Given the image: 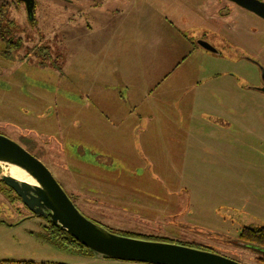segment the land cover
Segmentation results:
<instances>
[{
  "label": "rangeland",
  "instance_id": "1",
  "mask_svg": "<svg viewBox=\"0 0 264 264\" xmlns=\"http://www.w3.org/2000/svg\"><path fill=\"white\" fill-rule=\"evenodd\" d=\"M2 2L24 45L6 58L0 39V133L106 228L262 264L238 241L264 224V19L229 0H35L31 19ZM10 169L0 264H152L47 241Z\"/></svg>",
  "mask_w": 264,
  "mask_h": 264
},
{
  "label": "water",
  "instance_id": "2",
  "mask_svg": "<svg viewBox=\"0 0 264 264\" xmlns=\"http://www.w3.org/2000/svg\"><path fill=\"white\" fill-rule=\"evenodd\" d=\"M24 3L29 19L33 17L35 0ZM264 19L261 0H229ZM203 48L215 51L206 41ZM264 92V87L260 88ZM0 163L15 166L32 182L3 172L1 180L10 187L35 216L47 218L94 254L121 260L152 264H242L219 253L185 244L122 235L85 216L73 203L46 165L22 145L0 133Z\"/></svg>",
  "mask_w": 264,
  "mask_h": 264
},
{
  "label": "trees",
  "instance_id": "3",
  "mask_svg": "<svg viewBox=\"0 0 264 264\" xmlns=\"http://www.w3.org/2000/svg\"><path fill=\"white\" fill-rule=\"evenodd\" d=\"M8 4L0 3V39L5 42V47L2 50V54L6 58H12L13 53L21 49L24 45L23 39L17 36L18 30L16 29L14 22L8 16ZM36 49V55L43 59L49 57V47L48 46H38ZM60 69V67H58ZM47 220L45 238L47 241L54 243L58 246H63L67 249H71L76 252H91L85 246L77 242L71 235H69L65 230L61 229L58 225H53ZM108 229V228H107ZM115 232L111 229H108ZM240 232V237L247 239L250 242L256 243L264 247V226L260 227L256 231H250L248 234ZM117 233V232H116ZM121 234V233H119ZM124 235V234H122ZM159 240L166 241L164 238H158ZM189 245V244H185ZM193 246V245H189ZM202 249H208L207 247L193 246ZM23 264H63V263H46V262H34L26 261Z\"/></svg>",
  "mask_w": 264,
  "mask_h": 264
},
{
  "label": "flooded vegetation",
  "instance_id": "4",
  "mask_svg": "<svg viewBox=\"0 0 264 264\" xmlns=\"http://www.w3.org/2000/svg\"><path fill=\"white\" fill-rule=\"evenodd\" d=\"M264 224H261V225H255V226H252V225H245L241 228V231H245L243 233H249L250 231H256L258 230L260 227H263ZM238 243L244 247H247L249 250L253 251V252H258L260 255H259V258L261 259V262L262 264H264V247L261 246V245H258L256 243H253V242H250L248 241L247 239H242L240 241H238ZM237 261V260H236ZM239 262V261H238ZM241 263V262H240ZM243 264V263H242Z\"/></svg>",
  "mask_w": 264,
  "mask_h": 264
},
{
  "label": "crops",
  "instance_id": "5",
  "mask_svg": "<svg viewBox=\"0 0 264 264\" xmlns=\"http://www.w3.org/2000/svg\"><path fill=\"white\" fill-rule=\"evenodd\" d=\"M101 12L104 13L105 16L101 15V16H100V19H102L103 21H105L106 19H107V20H108V19H109V20L114 19L113 22H115V19H116L115 17H116V16H114V15H110V14L106 13L107 11H106V12L101 11ZM107 14H108V15H107ZM97 17H99V16H97ZM109 20H108V21H109ZM103 23H105V25L109 24V23L106 24V22H103ZM103 23H101V24H103ZM200 39H201V40H204V39H202V38H200ZM200 39H199V40H200ZM204 41H206V40H204ZM206 42H207V41H206ZM196 43H197V46H193V47L200 48V49H203V50H207V49L203 48L202 46H200V45L198 44V42H196ZM208 51H210V50H208ZM210 52H211V53H216V54H217V51H216V50H215V51H210ZM178 63H179V62H177L174 66H176ZM167 75H168V74H165L164 77H163V79L166 78ZM149 93H150V92H149ZM146 94H148V93H146ZM142 112H143V110H142ZM147 112H148V111H147ZM218 116H220V115H218ZM216 119H218V120H222V119H224V116H220V117H218V118H216ZM224 123H225V122H224ZM225 124H226V123H225ZM218 128L220 129L221 127H218ZM224 129H225V128H224ZM7 260H9V259H6V261H7Z\"/></svg>",
  "mask_w": 264,
  "mask_h": 264
},
{
  "label": "bare ground",
  "instance_id": "6",
  "mask_svg": "<svg viewBox=\"0 0 264 264\" xmlns=\"http://www.w3.org/2000/svg\"><path fill=\"white\" fill-rule=\"evenodd\" d=\"M8 173L17 179L27 180L32 182V179L30 177H28L23 171H21L15 166H11V169Z\"/></svg>",
  "mask_w": 264,
  "mask_h": 264
}]
</instances>
